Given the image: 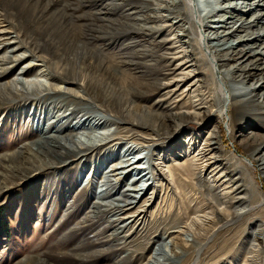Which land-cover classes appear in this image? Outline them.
Wrapping results in <instances>:
<instances>
[{
	"label": "rangeland",
	"instance_id": "obj_1",
	"mask_svg": "<svg viewBox=\"0 0 264 264\" xmlns=\"http://www.w3.org/2000/svg\"><path fill=\"white\" fill-rule=\"evenodd\" d=\"M199 2L204 13L210 6L219 13L215 16L218 27L210 23V29L204 34L206 38L212 37L208 32L213 30L220 34L232 31L234 34L227 38L222 50L232 45L238 47L235 54L244 51L251 59L264 52V20L262 26L242 28L245 22L242 19L249 22L251 18L254 21L264 16L261 15L264 0ZM236 2L238 5L233 4ZM120 4L117 0H0V264H37L38 260L39 264H141L140 260H149L163 242L162 248L174 257L175 264H194L198 258L197 264H264L261 241L255 237L264 223V170L259 163L264 158V110L261 108L264 96L256 95L241 116L236 107L232 121L219 120L217 108L212 107L219 100L218 87L213 84L216 77L197 45L184 42L177 43L179 50L191 56V60L198 59L196 77L165 96L168 90L155 87L154 79L165 74L166 69L173 71L179 62L164 63L158 51L171 46L166 44L174 41L175 34L183 37L184 33L169 28L162 30V37L154 33L148 36L126 33L124 24L126 16L132 14V7L122 8ZM233 14L237 17L229 21ZM184 17V13L172 15L167 19L168 24L176 25ZM182 23L181 30L188 28ZM259 36L263 38L252 42L251 38ZM164 37L170 43H162ZM153 57L159 66L154 62L151 66L148 60ZM225 59L221 63H227ZM127 60L130 65L125 63ZM259 63H264V57ZM132 79L142 87L135 90L134 108L152 107L159 116L172 114L179 119L172 123L168 133L154 135L152 147L148 149L153 155L152 164L164 163L163 170L158 171L166 176L149 181L156 188L155 196L152 187L145 188L146 195L142 192L138 195V208L152 200L146 211V222L119 230L123 221L113 228V215L97 210L96 215L91 213L93 205L106 195L100 178L111 170L113 163L100 168L91 189L88 183L95 167L94 156H76L64 151L60 152L61 156L49 152L44 160L55 164L39 170L38 161L21 164L15 155L25 145L36 149L33 144L41 135L39 126H51L48 132L54 126L63 134L80 117H100L109 122L111 115L106 112L109 110L103 99L110 101L112 94L120 89L118 82H132ZM77 82L85 84L91 97L100 99L89 103L91 97L79 94ZM51 85L61 93L75 90L76 96L86 98L84 104L89 106L83 108L79 100H69V96L47 97ZM259 87L264 92V81ZM189 89L192 93H188ZM200 92L209 106L206 115L185 117L184 113L194 106V97ZM75 108L80 111L72 116ZM60 116L65 119L59 120ZM122 125L111 124L107 129L114 132ZM124 126L127 129L131 125ZM126 129L122 131L126 133ZM212 134L216 143L214 156L219 163L211 168L213 174L196 173L189 180L178 170V165H189ZM53 139L66 143L58 135ZM111 145L114 149L118 147ZM101 151L102 155L106 152L105 148ZM140 153L143 152L135 150L130 158ZM11 156L15 158L12 163ZM109 158L104 161L108 162ZM146 163L147 160L143 161L142 166L148 167ZM135 176L132 174L122 183L118 195L133 185L131 179ZM212 176L221 178L214 184ZM122 178L113 179L116 187ZM140 184L147 185L146 181ZM245 207L255 209L237 222L227 223L236 210ZM220 210L224 212L219 213ZM197 211L210 215V228L203 226L201 236L192 232L182 236L185 246L178 247L182 240L175 239L176 226L194 217ZM115 231L123 237L132 236V244L124 246L122 241L113 240ZM200 247L203 250L199 255ZM253 250L257 253L255 258H250Z\"/></svg>",
	"mask_w": 264,
	"mask_h": 264
},
{
	"label": "bare ground",
	"instance_id": "obj_2",
	"mask_svg": "<svg viewBox=\"0 0 264 264\" xmlns=\"http://www.w3.org/2000/svg\"><path fill=\"white\" fill-rule=\"evenodd\" d=\"M121 1L120 6L122 8H131L132 14H128L125 20V28L126 33L132 31V34L136 36H148L149 34H160L162 37V30L169 28L170 30H180L183 32V37L175 36L172 38L174 41L164 37L162 39V43H170L166 44L168 46L166 49H162L158 51L159 58L164 63H168L170 65L171 61H178L179 64L172 70H167L165 74H160V78L154 79L157 83L155 87H166L168 90L165 93V96L172 95L175 90L178 89L184 82L189 80L190 78L196 77L195 72L198 71L197 61L191 60V56H187L184 51H180V47H178L179 43L184 42L189 46L197 45L198 50L202 54L204 61L206 62L209 70L214 74L216 80H213V84L218 87V102H213L212 107L217 108L218 119L223 120L229 118L232 121L233 111L237 107L238 116L246 113L247 104L257 95L261 97L264 96V92H260L259 85L264 81V63H259L260 60L264 57V52L260 54H256V59H251L247 55L246 52H239L235 54L238 47H234L232 45H228L225 50L221 48L227 44V38L234 34L232 31L223 34H220L218 31L213 30L209 33L211 38H206L204 34L207 32V29H210V23L214 28H217L219 22L215 18L217 16L216 9L213 6H210V10L205 12L208 13L205 16L204 8L199 0H117ZM208 1V0H204ZM211 3V2H208ZM238 5V2L233 3ZM232 5V4H231ZM235 5V6H236ZM233 6V5H232ZM179 11V12H178ZM182 11L185 14V17L182 18V21L185 22L188 28L181 30L182 21H179L176 25L168 24V17L172 15H181ZM214 14V15H212ZM261 15H264V11H261ZM237 17V14H233L229 21L234 20ZM210 19V20H208ZM253 18L247 22V20L242 24V28L250 27V26H262V22L264 20V16L252 21ZM222 28V27H221ZM2 32H0L1 34ZM135 36V37H136ZM187 36V37H185ZM134 38V37H133ZM188 38V40H187ZM263 37H258L257 39L251 38L252 42H256L257 40L262 39ZM194 40V41H193ZM115 41V40H114ZM217 41V42H214ZM178 43V44H177ZM177 44V45H175ZM129 54V53H128ZM126 55V54H125ZM147 54L142 55L143 57H147ZM124 58V57H123ZM222 58L225 59L227 63L223 62ZM132 58V63H133ZM151 63V66H154L152 63H157L156 57L150 58L148 60ZM126 64L130 65V61H125ZM149 64V63H148ZM125 65V64H124ZM168 65L166 68H168ZM157 66V67H158ZM162 64V68H163ZM197 67V68H196ZM196 70V71H195ZM172 72V73H171ZM200 76V75H198ZM197 76V77H198ZM200 78V77H199ZM118 81H116L117 83ZM201 82V81H198ZM38 85V84H37ZM120 89L117 90L113 98L110 101L104 100L107 104L108 112L111 116L110 121H104L103 118L87 117L86 119H81L78 121L75 126L62 134V132L55 130V127H52L51 132L49 128H42V126L38 127V131L41 132L39 139L34 142V147H30L29 145H25L19 154L15 155L16 161L20 158L21 164L28 162L29 160H33V162L38 161L41 163L39 170L45 168L52 167L55 162L48 163L45 162V158L49 156V152L52 153H60L62 151L69 152V154L76 153V156L81 154L91 155L96 158L95 167L93 169V174L91 180L88 185L92 187L94 186L93 179H95L96 175L100 174L99 170L103 165L110 166L111 170L105 172L103 176H101V180L104 183L103 192H106V195L102 196V200L93 205L91 213L97 214L96 210L102 214L107 216L113 215L114 219L112 221L113 228L118 225L119 222H124L122 226L119 227V230L128 229L135 227L137 224L146 222V211L150 206V201H145L142 206L138 208L139 199L138 195L142 192L145 193L146 189L152 187V194L156 195V188L153 187V184H150V180H157V177H165L164 174L160 173L158 169H162L163 162L159 163H151L153 160V155L150 154V149L153 144L154 135L159 133H168L169 130L172 129V123L177 122L179 118L176 115L165 114L164 116H159L156 113V110L152 107L139 109L134 108L135 104V90L137 88H142L137 80H133L132 82H118ZM152 85V84H149ZM43 86V85H41ZM75 86L78 87L79 94L85 93V96L91 97L89 91L87 90L84 83H75ZM195 86V85H191ZM57 87V86H55ZM44 88V87H40ZM51 92L47 94L49 96L60 95V97L69 96L68 99L71 98L75 101H80L82 107L85 108L89 105L84 104L86 98L77 95L78 92H74L75 90H70L67 92L61 93L60 91H56L54 86H50ZM58 89V88H57ZM49 90V89H48ZM50 91V90H49ZM110 91V90H109ZM192 89H189L190 93ZM192 93V92H191ZM49 95V96H48ZM203 95V94H202ZM182 96V95H181ZM196 99L195 104L192 108H189L187 112L184 113V116H192L200 118L205 116L209 109L208 103L203 100L201 96V92L194 97ZM95 99H100L99 97H91L89 99V103L95 101ZM70 100V99H69ZM109 102V103H108ZM72 103H74L72 101ZM94 104V103H93ZM84 105V106H83ZM91 105V104H90ZM93 107V105H91ZM95 106V105H94ZM94 108V107H93ZM261 108L264 110V101L262 102ZM136 109L137 112L133 111ZM80 111L75 108L71 115H75ZM59 120H64L65 117H57ZM225 121V120H224ZM92 125H90V124ZM119 126L123 124L121 127H117L114 132H111L107 128L108 125ZM154 124V125H153ZM124 125H131L127 129L124 128ZM135 128V129H132ZM126 129V134L122 130ZM137 130V131H136ZM101 131V132H100ZM110 133H109V132ZM122 131V133H121ZM61 133V134H60ZM60 136V138L66 141L65 144L55 142L53 139L54 135ZM125 134V135H124ZM82 136L81 138L78 136ZM123 135V136H122ZM121 136V137H120ZM214 134L210 135L207 140L206 146L201 147L200 152L196 153V155L192 158L189 165H178V170L184 172L189 180L194 179L196 173L199 176H203L206 173H212L211 168L218 164V160L215 158V149L213 148L216 143H213ZM68 144V145H67ZM111 144L118 146L117 148H121V150L117 148H113ZM111 145V146H109ZM113 145V146H114ZM104 155H102V151H104ZM135 150H140L143 153L137 154L130 158ZM78 151V152H77ZM123 151V152H122ZM62 156V153H60ZM112 160H110V158ZM253 157V155H251ZM14 156L9 158V162L12 163ZM14 158V159H15ZM63 158V157H62ZM108 159V162H105V159ZM135 158V159H134ZM63 160V159H61ZM147 160V166H142L143 161ZM163 160V159H159ZM158 160V161H159ZM252 164L254 161L249 160ZM64 162V161H62ZM260 169L264 170V158L260 159ZM145 165V164H143ZM163 170V169H162ZM198 171V172H197ZM58 172V171H57ZM213 172H215L213 170ZM132 174L136 176L131 179L132 186L129 187L124 194L118 195V188L122 185L124 181H126ZM166 174V173H165ZM213 174V173H212ZM211 174V175H212ZM60 176V173L57 174ZM75 175V174H74ZM73 175V176H74ZM150 175V177H148ZM122 176V181L119 183V186L116 187L114 183V178ZM57 178V177H56ZM62 177H59L61 179ZM213 183H217L219 179L215 176H212ZM174 179V178H173ZM178 180V179H177ZM146 181V184L141 185L140 182ZM140 184V185H139ZM86 187L85 190H87ZM115 190V192H114ZM111 191L110 193H107ZM146 195V193H145ZM144 196V195H143ZM153 196V197H154ZM244 203H238L237 205L242 206ZM228 207V206H227ZM238 208V207H237ZM252 207L250 210H254ZM104 210V211H100ZM227 210V208H226ZM248 210L246 207L236 210L231 220L227 223L237 222L239 219L243 218L245 214H247ZM224 212V210H220L219 213ZM203 212H196L194 217L191 219H187L186 222L181 223V225L176 226V230L173 234H176V240H182V236H186L188 233H194L196 236H201V231L203 226H211L212 218L210 215H205L202 217ZM210 228V227H209ZM207 229V227H206ZM197 233V234H196ZM122 233L115 231L114 239H118V241H122V245L129 246L132 244V236L131 237H123ZM255 237L257 240L261 241V249H263L264 255V223L259 228ZM197 238V237H196ZM200 238V237H199ZM110 242V240H109ZM185 242V240H184ZM164 244V242L162 243ZM162 244L160 249L157 250L154 256H152L149 260H140L141 264H175L176 261L174 257L168 256L166 251L162 248ZM182 243L178 247H184L185 245ZM149 245V243H147ZM260 247V245H258ZM257 247V248H258ZM186 250V249H185ZM202 247L198 249L197 254L202 253ZM256 251L250 252L249 257L255 258ZM257 253V252H256ZM158 257V258H157ZM178 257V256H177ZM143 259V258H142ZM199 259V258H198ZM198 259L195 260L194 264H197ZM47 260V259H46ZM49 260V259H48ZM47 260V261H48ZM254 262V261H253ZM40 263V260L37 261V264ZM45 264H50L49 262H44Z\"/></svg>",
	"mask_w": 264,
	"mask_h": 264
}]
</instances>
